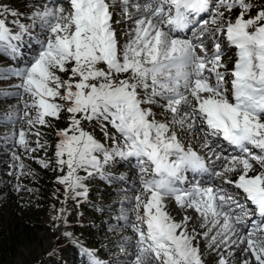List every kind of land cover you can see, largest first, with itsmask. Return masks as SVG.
<instances>
[{
  "label": "snow or ice",
  "instance_id": "1",
  "mask_svg": "<svg viewBox=\"0 0 264 264\" xmlns=\"http://www.w3.org/2000/svg\"><path fill=\"white\" fill-rule=\"evenodd\" d=\"M257 7L251 0H120L119 15L133 25L121 41L116 0H46L27 13L0 0V52L22 56L26 36L36 45L26 64L9 70L20 80L15 95L29 98L22 118L30 127H51L50 118L66 115L68 126L56 133L54 145V170L63 173L58 183L84 196L86 190H78L86 189L85 179L103 175L109 162L134 158L138 164L137 194L118 218L135 234L133 264H204L198 238L209 240V248L245 244L240 264H264V6L249 15ZM232 49L229 67L224 57ZM85 122H95L112 146L97 140ZM197 130L209 160L221 159L211 148L214 137L242 153L225 158L212 175L255 206L251 214L261 219L243 236L237 225L245 224L249 210L226 188L183 186L186 172L210 170L180 139ZM27 136L23 129L14 133L26 151L46 147L37 140L30 148ZM39 163L48 168L51 162ZM169 199L195 212L206 231H189L192 216L175 220ZM233 205L240 214H233ZM91 264L101 262L92 257ZM218 264L229 262L221 256Z\"/></svg>",
  "mask_w": 264,
  "mask_h": 264
},
{
  "label": "rangeland",
  "instance_id": "2",
  "mask_svg": "<svg viewBox=\"0 0 264 264\" xmlns=\"http://www.w3.org/2000/svg\"><path fill=\"white\" fill-rule=\"evenodd\" d=\"M8 2L13 7L18 8L22 13H27L33 4L44 3L46 0H8ZM251 2L258 7L264 6V0H251ZM116 3L117 14L114 16V20L119 19L122 22L114 26L117 29L118 37L123 41L127 39L123 35L124 31L133 25L131 21L122 20V17L119 15L120 0H116ZM65 7H67L66 4ZM258 7L253 8L249 15H255ZM220 10L225 11L223 8ZM238 11L239 9L233 10L231 14L233 19ZM225 15L227 16L229 13L225 11ZM7 19L11 20L12 17L8 16ZM24 22L29 23L27 20H24ZM36 34L34 33V35ZM24 41L29 45L26 47L27 50H21L25 51L26 54L24 53L20 60L10 58L8 61L0 56V114H10L16 121L15 125L11 124L10 121H7L9 123H4L6 128L0 132V135L4 136L3 138L7 142L0 149V240L3 242L9 238L12 239V236L9 235V230L14 225L17 226V231L25 237L18 248L19 253L7 258L4 264H37L40 260H43L46 256L56 251L60 246L67 245L77 239L85 238L93 242L98 240L99 244L103 242L99 238L100 236H96L92 232H87L83 227V224L87 223L86 219L92 223L103 217V215H92L89 210L83 207L84 201L91 196L90 190L92 185L96 184V182L98 183V181L99 185L103 187L99 192L107 194L108 197L110 196L109 201L113 203L110 210L114 211L110 214H118L115 220L116 224L112 225L113 233L107 234L109 240L114 239L111 248L117 250V253H115L116 257L113 261L116 264H133V256L137 251L134 246L135 234L130 227L126 226L118 218L122 212L130 209L131 205L128 201L137 194L135 190L139 188V170H135L136 166L130 167L131 160L116 158L114 163L111 161L104 166L103 175L96 174L85 179L86 189L78 191L86 190V195L74 196L72 192H66L65 186L58 183L57 180V177L63 175V173L54 170L56 159L54 156V145L59 139L56 133L68 126L66 115L62 113L61 119L59 120L50 118L51 127L40 125L30 127L27 124V119L22 118L23 100L29 98L24 96L22 100L20 96L15 95L19 91L15 85L19 84L20 80L18 77L12 75L9 70L11 68H19L23 64H26L36 47L35 43L27 36ZM234 53L235 49L233 52L230 50L225 54L224 59L228 61L229 67L232 66L231 60L234 59ZM9 65L11 66L9 67ZM30 111L34 116L35 110ZM158 118L161 117L158 116ZM84 127L91 134L93 132L94 137L104 143L106 147L110 148L112 146V141L105 138L103 131H101L95 122L90 125L85 122ZM21 129L28 133L27 139L29 140L30 148H37V140L46 144V147L38 148L34 152L26 151L18 144V137L14 139V133H18ZM37 129H39V137L36 136L37 131L35 130ZM108 131L111 135L115 130L109 126ZM180 139L186 146L190 145L196 151L209 155V150L202 147L204 136L198 130L191 133L182 132L180 133ZM215 145L218 148L220 146L217 142ZM220 147L222 148V146ZM14 157H18L19 159H15ZM40 160L50 161V166L44 168L39 163ZM219 160L211 158L213 162L212 164L210 163L211 171H214V169L218 171L227 163V161ZM133 161L136 162L134 159ZM21 163L24 165L23 169L20 168ZM109 164L111 166L106 167ZM108 172L113 173V175H108ZM79 174L81 176L86 175L83 171ZM252 174L254 173H249V175ZM236 176L237 173L228 174V178L232 180H235ZM109 177L113 178L112 181L109 180L110 182L104 179ZM221 179L223 180V178L219 177V184ZM112 188L117 189L114 191ZM234 197L238 201L242 199L241 195ZM167 205V210L178 222L184 215H189L194 218L189 221V231L193 227H196L197 231L201 234L206 231V229L199 227L201 221L198 215L191 209L185 212L183 209L178 208L171 199L167 201ZM88 214L91 216H88ZM244 219L245 224L250 223L251 227L253 226V222L259 221H252L251 213L248 218ZM102 224H105V222L103 221ZM129 238L132 239L129 240ZM195 243L201 249L204 264H218L221 256L227 259L229 264H240V261L245 258V254H242L241 251L236 256H233V249H229L228 254L226 253L224 256L222 250L218 248L212 250V247L209 248V240L207 239L198 238ZM244 247L245 244H242V248Z\"/></svg>",
  "mask_w": 264,
  "mask_h": 264
},
{
  "label": "trees",
  "instance_id": "3",
  "mask_svg": "<svg viewBox=\"0 0 264 264\" xmlns=\"http://www.w3.org/2000/svg\"><path fill=\"white\" fill-rule=\"evenodd\" d=\"M1 130L2 129H0V132ZM2 138L3 136L0 135V141H2ZM2 146L3 143L0 142V148ZM101 189L103 188L98 183L93 184L90 190L91 196L88 201L83 203V207L89 210L92 215H103V217L92 223L88 222L90 220L86 219L87 223H84L83 227L87 232H92L94 235L100 236L99 238H101L103 242L99 244L98 240L93 242L85 238L77 239L67 245L60 246L56 251L46 256L43 260H40L37 264H91L87 253H91L92 256H95L98 260L103 261H111L116 257L115 253H117V250H111L114 239L109 240L107 234L113 233L112 225L115 224L118 214H110L114 211L110 210L113 203L109 201L110 196L108 197L107 194L99 192ZM88 216L91 215L88 214ZM101 220H103L105 224H102L103 221ZM9 231V235L12 236V239L9 238L3 242L0 240V264H4L7 258L19 253L18 248L20 244H22L21 241L25 239V237L17 231L16 225L12 226Z\"/></svg>",
  "mask_w": 264,
  "mask_h": 264
},
{
  "label": "bare ground",
  "instance_id": "4",
  "mask_svg": "<svg viewBox=\"0 0 264 264\" xmlns=\"http://www.w3.org/2000/svg\"><path fill=\"white\" fill-rule=\"evenodd\" d=\"M215 156H213L212 158H214ZM208 180H211L210 182H209V185H211V186H223L224 187V185L223 184H221V185H218L216 182L217 181H215V179L214 178H212V177H209L208 178ZM208 185V186H209ZM229 192V191H228ZM240 212H241V209L240 208H238V207H236L234 210H233V214H240ZM237 228H238V230H239V234L241 235V236H243V234H245L246 233V231H247V228H248V230H249V227L247 226V225H237ZM234 239H235V237H234ZM225 246L226 245H223V244H220L218 247L217 246H213L211 249L212 250H214V249H220V250H222V254H224V256H225V254L227 253L228 254V250L229 249H233V253H232V255L233 256H236L239 252H240V249H242V244H239L238 242H237V244H232L231 245V247H226L225 248ZM230 251V250H229ZM231 255V254H230Z\"/></svg>",
  "mask_w": 264,
  "mask_h": 264
}]
</instances>
